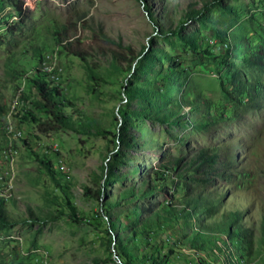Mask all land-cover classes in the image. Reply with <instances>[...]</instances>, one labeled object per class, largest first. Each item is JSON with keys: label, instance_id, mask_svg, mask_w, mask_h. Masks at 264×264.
<instances>
[{"label": "rangeland", "instance_id": "rangeland-1", "mask_svg": "<svg viewBox=\"0 0 264 264\" xmlns=\"http://www.w3.org/2000/svg\"><path fill=\"white\" fill-rule=\"evenodd\" d=\"M33 1L35 7L19 14L9 0H0V102L7 110L0 114V191L9 198L12 218L11 225H0V264H120L109 246L100 204L86 195L85 187L103 190L105 199L115 196L146 177L164 156L188 155L201 146H220L239 172L228 181L194 188L208 197L218 195L219 209L243 210L245 222L255 230V253L233 257L236 264H264V0H226L224 6L210 7L204 18L187 24L182 37L156 31L149 11L160 21L173 3L183 8L190 0ZM71 22H78L84 43L122 50L116 42L121 40L136 58L124 60L116 70L92 53L93 78L84 61L61 52L53 39L55 26ZM98 28L110 42L99 37ZM36 47L40 57L34 54ZM35 67L51 71L64 98L74 104L68 114L105 133L41 131L27 113L31 106L23 94L33 91L20 76ZM232 74L238 77L236 84L229 79ZM131 86L141 90L128 96ZM179 98L187 107L178 112L177 123L134 114ZM122 128L128 129L123 134L129 143L117 145L114 134ZM36 155L52 160L63 188ZM105 165L115 176L103 187ZM160 189L113 209L129 226L120 235L128 236L135 224V203L142 206L143 220L180 197L178 184L165 183ZM55 196L68 197L80 220L67 214L38 220L57 213ZM203 220L210 217L203 213L194 223ZM193 226L173 221L138 238L140 245L132 250L135 264L147 263L152 252L168 255L167 264H227L223 252L197 254L179 246L181 235ZM224 239L217 237V244H225Z\"/></svg>", "mask_w": 264, "mask_h": 264}, {"label": "trees", "instance_id": "trees-1", "mask_svg": "<svg viewBox=\"0 0 264 264\" xmlns=\"http://www.w3.org/2000/svg\"><path fill=\"white\" fill-rule=\"evenodd\" d=\"M15 10L21 14L26 7L23 0H9ZM226 0H190L186 7L180 8V4L173 3V8L166 11L165 15L159 21L149 11L152 24L156 31L161 34L178 35L182 37V32L187 24L192 20L202 19L206 15L208 9L213 6H224ZM82 22V21H81ZM78 22L65 23L55 26L52 32L53 39L59 50L63 53L71 54L80 58L85 62L86 68L93 78H97L96 71L91 67L88 57L92 53L104 58L114 69L122 68V62L127 59L136 58L134 50L130 45L123 43L121 40L116 41L122 50L111 48L109 45L99 44L93 46L84 43L78 35ZM99 37L110 42V36L98 28ZM34 54L40 57V49L35 48ZM38 61H41L39 59ZM225 67L231 68L232 63L225 61ZM51 71L42 67H35L29 74H21L24 77L33 95L23 93L31 109L28 114L33 123L37 124L41 131L57 130L66 128L77 132L91 131L97 135H102L105 131L101 128H95L91 125H81L77 121V115L67 113V109L73 108L74 104L64 98L58 83L51 77ZM233 84H236L238 77L234 74L229 78ZM131 90H141L138 86L128 87L126 92L128 96H133ZM258 90V89H257ZM25 99V98H24ZM187 107L179 98L175 104L160 107L154 110L142 109L134 114L163 124L177 123L180 118L177 117L178 112ZM34 110V111H33ZM35 111L41 115H35ZM6 108L0 102V114H6ZM197 119V118H196ZM195 120V119H194ZM190 121L196 124V121ZM82 126L84 129H81ZM80 127V128H79ZM127 128L119 129L114 138L117 145L129 143L125 139L124 132ZM38 157V155H36ZM38 161L45 168L47 174L60 188L64 184L55 171L54 164L51 159L38 157ZM105 175L102 176L101 184L103 187L109 182L115 174L111 170H107L105 165ZM239 172L232 165L231 158L224 155L220 146H201L192 153L185 155L170 154L164 156L160 163L152 167V169L139 182L133 183L123 190L105 199L104 192L101 189H91L85 187L86 195L96 198L100 204L102 215L106 220V233L109 235V246L112 253L116 252L120 260V264H135V258L132 254L134 248H138L140 243L138 238H148L157 230H161L167 223L182 220L184 224H194L191 229L181 235L179 246L187 247L193 252L199 254L204 251L223 252L228 259L227 264H236V253L242 256H251L255 253V230L244 220V212L240 207L219 209L218 195L208 197L203 194L200 189L194 188V185L203 187L213 186L220 181H228L234 172ZM172 182L174 185L181 186L180 197L173 203L168 204L167 209L161 211L153 210L149 215L140 220L142 206L135 203L132 214L136 216L135 224L130 229L128 236L120 235L122 228L129 227L113 212V209L121 205L123 202H136L140 198L148 197L160 191L165 183ZM59 209L56 214L47 216L40 221L56 220L62 215H69L74 221L80 220L76 212V206L66 196L60 198L54 197ZM9 198L0 191V225L6 226L12 224V218L8 215L7 200ZM207 214L210 220H203L199 224L194 223L200 220L201 214ZM32 217L34 214L31 213ZM264 236V224L261 227ZM217 237L224 238L225 244H217ZM234 254V255H233ZM168 255L161 256L158 253H150L147 263L145 264H167Z\"/></svg>", "mask_w": 264, "mask_h": 264}, {"label": "built area", "instance_id": "built-area-1", "mask_svg": "<svg viewBox=\"0 0 264 264\" xmlns=\"http://www.w3.org/2000/svg\"><path fill=\"white\" fill-rule=\"evenodd\" d=\"M24 1V6L26 8H33L35 7V1L33 0H23ZM61 168H65L63 164L59 165Z\"/></svg>", "mask_w": 264, "mask_h": 264}]
</instances>
